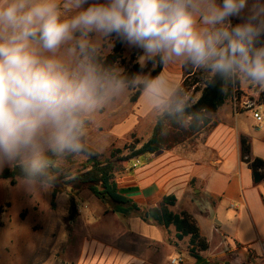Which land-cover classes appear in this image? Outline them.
Segmentation results:
<instances>
[{"label": "clouds", "instance_id": "obj_1", "mask_svg": "<svg viewBox=\"0 0 264 264\" xmlns=\"http://www.w3.org/2000/svg\"><path fill=\"white\" fill-rule=\"evenodd\" d=\"M117 40L141 68L180 63L264 91V0H0V170L19 167L26 192L90 155L89 126L127 91L163 101V71L106 62Z\"/></svg>", "mask_w": 264, "mask_h": 264}, {"label": "crops", "instance_id": "obj_2", "mask_svg": "<svg viewBox=\"0 0 264 264\" xmlns=\"http://www.w3.org/2000/svg\"><path fill=\"white\" fill-rule=\"evenodd\" d=\"M171 65L182 70V64L174 63L162 71ZM239 90L245 94L235 100L240 105L248 94H264L243 83ZM259 110L264 115V103ZM210 124L193 142L137 157L140 166L135 169L114 170L119 191L139 211L104 204L90 192L78 193L79 215L71 228H78L82 237L76 254L67 255L61 264H169L176 255L183 257V264H196L188 254L189 237L178 241L173 226L163 229L144 220L146 211L167 196L176 200L172 213L186 212L194 219L208 245L201 253L206 264H264V182L253 183L239 152L240 136L248 137L252 156L264 161V124L256 123L248 111H236L230 100ZM145 132L137 135L143 137L141 145L152 134ZM66 231L62 226L63 242Z\"/></svg>", "mask_w": 264, "mask_h": 264}, {"label": "rangeland", "instance_id": "obj_3", "mask_svg": "<svg viewBox=\"0 0 264 264\" xmlns=\"http://www.w3.org/2000/svg\"><path fill=\"white\" fill-rule=\"evenodd\" d=\"M232 23L236 24L238 21L232 19ZM102 48L103 56H106L112 46L103 42ZM131 53L132 48L125 45L123 57L126 62ZM140 55L139 50L137 63ZM172 66L163 70V76L169 86L160 104H152L142 95L132 102L131 98L137 89L132 88L97 114L94 124L89 126L86 144L100 154L101 162L110 161L115 171L122 168L135 169L131 161L137 157H128L141 146L143 137L138 138L137 135L142 134L143 130H146L145 135L150 130L153 131L157 117L173 101L174 94L182 82V70L181 67ZM243 85L250 87L251 91L256 89L247 83ZM227 95V100L234 104V109L236 106L238 111L244 110L242 105L235 104L233 91H228ZM242 95H245L244 92L239 90L238 99H241ZM247 98L243 103H260L258 96L253 94H248ZM212 117L213 115L210 122ZM211 125L200 133L205 135ZM199 138L201 136H193L189 141L193 142ZM117 150L120 152H115ZM90 166L86 156L73 161L70 159L65 172H61L57 177L56 185L60 193L56 195L54 206L51 205L54 188L50 192L29 193L24 190L21 179H17L15 185L11 186L8 180L1 178L2 170L11 167L6 166L0 170V264H61L67 255L76 254L78 239L82 234L78 228L72 230L71 226L79 215L78 193L89 191L85 187H73L69 181L89 170ZM67 171H70L72 176L65 175ZM62 226L68 231L64 242L61 240Z\"/></svg>", "mask_w": 264, "mask_h": 264}, {"label": "trees", "instance_id": "obj_4", "mask_svg": "<svg viewBox=\"0 0 264 264\" xmlns=\"http://www.w3.org/2000/svg\"><path fill=\"white\" fill-rule=\"evenodd\" d=\"M125 44L119 40L115 41L110 52L104 56L109 64H116L126 70L129 75L137 72L142 75H156L163 67L153 66L151 63L141 68L136 62L139 50L132 48L129 60L123 57ZM240 83L236 85H225L219 78L213 79L210 74L185 67L182 65V82L174 94L173 101L156 119V124L150 139L142 144L130 157H140L146 154H154L163 150H171L185 143L200 133L210 124V117L223 106L228 97V91H233L238 100ZM131 98L135 102L141 95L139 89H135ZM260 104L264 103V94L258 95ZM87 146V145H86ZM90 155L86 156L91 163L90 169L76 175L69 181L73 187H85L94 197L104 204H113L126 207L130 211H139V208L130 199L125 197L118 189L114 181V167L110 161L101 162L100 154L87 146ZM120 152V151H115ZM240 161L245 163L251 170L252 181L255 185L264 182V161L254 158L251 154V142L248 137L239 138ZM113 157V155H111ZM21 169L19 167L5 168L2 170L1 178L8 180L11 186L20 179ZM58 179L56 180V182ZM52 191L51 205L54 206L56 195L60 193L56 185ZM173 196L163 197L154 207L149 208L145 214L147 218L158 227L167 229L173 226L176 231V239L181 241L189 237L188 254L195 259L196 264H206L201 253L208 248L207 242L199 234L194 219L186 212L174 214L170 208L175 205ZM70 216V220H72Z\"/></svg>", "mask_w": 264, "mask_h": 264}, {"label": "built area", "instance_id": "obj_5", "mask_svg": "<svg viewBox=\"0 0 264 264\" xmlns=\"http://www.w3.org/2000/svg\"><path fill=\"white\" fill-rule=\"evenodd\" d=\"M234 100H236V98H234ZM242 108L245 111H248L252 114V117L256 121V123H258L259 125L264 124V115L259 110L260 104H256L254 102L252 103L245 102L242 104ZM235 109L236 111H238L236 106ZM139 165H140V160L139 158H136V160L133 161V168H137ZM183 263H184V259L180 255H176L169 260V264H183Z\"/></svg>", "mask_w": 264, "mask_h": 264}]
</instances>
